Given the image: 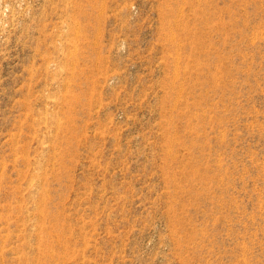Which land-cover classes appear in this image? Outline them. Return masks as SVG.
Wrapping results in <instances>:
<instances>
[{
  "label": "rangeland",
  "instance_id": "obj_1",
  "mask_svg": "<svg viewBox=\"0 0 264 264\" xmlns=\"http://www.w3.org/2000/svg\"><path fill=\"white\" fill-rule=\"evenodd\" d=\"M0 264H264V0H0Z\"/></svg>",
  "mask_w": 264,
  "mask_h": 264
}]
</instances>
